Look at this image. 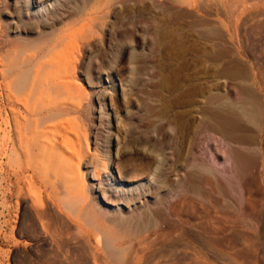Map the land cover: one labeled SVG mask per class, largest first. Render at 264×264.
Returning <instances> with one entry per match:
<instances>
[{
    "label": "rangeland",
    "instance_id": "1",
    "mask_svg": "<svg viewBox=\"0 0 264 264\" xmlns=\"http://www.w3.org/2000/svg\"><path fill=\"white\" fill-rule=\"evenodd\" d=\"M32 85L104 166L79 168L97 207L149 214L122 264H264V0H0V118ZM6 144L0 264H70L29 232L45 182L62 184L15 174ZM114 163L148 170L115 183Z\"/></svg>",
    "mask_w": 264,
    "mask_h": 264
},
{
    "label": "bare ground",
    "instance_id": "2",
    "mask_svg": "<svg viewBox=\"0 0 264 264\" xmlns=\"http://www.w3.org/2000/svg\"><path fill=\"white\" fill-rule=\"evenodd\" d=\"M45 2L46 0H30V6L39 7ZM110 84L113 85V82L110 81ZM25 87V83L19 82L14 85L13 91H23ZM30 89L33 94L32 100L22 103L23 109L19 111L15 109L19 106L15 93L11 90L6 93V97L9 98V103H6L10 104V113L6 119L0 118L2 121L0 138L9 146L10 165H16L15 174L26 176L32 181L31 179L35 180L36 176L39 178L43 175L45 170H50V175L54 174V178L62 184L63 189L57 190L56 182H45L43 192L46 195L44 200L42 198V208L35 210V216L33 215L29 222L31 223L29 232L36 235L47 234L52 246L70 255V260L74 258L70 264H111L112 260L117 262L116 264H122L125 255V233L139 231L149 220V214L147 213L149 217L143 213L126 218L118 214L109 216L105 209L97 207V202L92 198L88 186L86 187L84 175L79 168L83 159L89 157L93 178L100 180L104 166L96 161L88 149L82 151L80 135L72 137L71 120L64 118L66 107L61 106L63 104L46 102L43 98L44 92L36 89L34 85ZM26 95L25 93V97ZM25 97L24 102L27 101ZM20 156L22 160L17 162ZM119 163H114L112 170V181L115 183H131V177L135 173L142 175L148 170L144 165L132 168H128V165L126 169L125 165L123 167ZM103 191L101 193L104 197L108 199L113 197L110 189ZM119 197L117 199L121 201L123 198L121 195ZM100 239L103 242L102 247H94V240ZM142 244L143 242L138 243L141 252L145 253ZM69 257L66 260H69ZM136 264H140V261L138 260Z\"/></svg>",
    "mask_w": 264,
    "mask_h": 264
}]
</instances>
